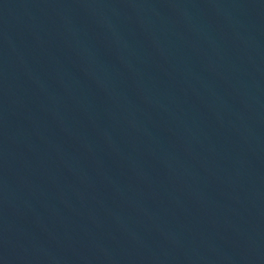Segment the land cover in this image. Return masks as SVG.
I'll return each mask as SVG.
<instances>
[{"label":"water","instance_id":"95a60500","mask_svg":"<svg viewBox=\"0 0 264 264\" xmlns=\"http://www.w3.org/2000/svg\"><path fill=\"white\" fill-rule=\"evenodd\" d=\"M0 264H264V0H0Z\"/></svg>","mask_w":264,"mask_h":264}]
</instances>
